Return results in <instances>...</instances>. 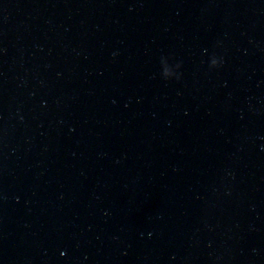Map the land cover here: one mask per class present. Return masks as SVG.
<instances>
[{
  "label": "water",
  "instance_id": "1",
  "mask_svg": "<svg viewBox=\"0 0 264 264\" xmlns=\"http://www.w3.org/2000/svg\"><path fill=\"white\" fill-rule=\"evenodd\" d=\"M0 264H264V0H0Z\"/></svg>",
  "mask_w": 264,
  "mask_h": 264
}]
</instances>
